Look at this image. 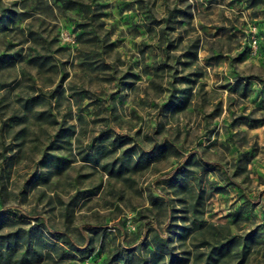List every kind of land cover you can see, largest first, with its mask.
I'll list each match as a JSON object with an SVG mask.
<instances>
[{"label":"rangeland","instance_id":"374dc122","mask_svg":"<svg viewBox=\"0 0 264 264\" xmlns=\"http://www.w3.org/2000/svg\"><path fill=\"white\" fill-rule=\"evenodd\" d=\"M0 246L264 264V0H0Z\"/></svg>","mask_w":264,"mask_h":264},{"label":"trees","instance_id":"16d2710c","mask_svg":"<svg viewBox=\"0 0 264 264\" xmlns=\"http://www.w3.org/2000/svg\"><path fill=\"white\" fill-rule=\"evenodd\" d=\"M182 229H185V227L181 226ZM142 230L145 232H152V235L150 237V243H151V249L153 250V254L156 256H163L165 253H170L171 248L169 246V239L167 236L163 234L164 229L162 227L158 228L154 219H149L148 221L144 222L142 224ZM48 232L52 234H62L64 243L67 244L69 249H79L81 252L84 249L83 246L86 244V241H83L82 243H77L73 241L69 235H67L64 232L54 231L48 228ZM1 246H0V260L4 261V259L8 258L7 255L1 257L3 252H1ZM3 264H10L8 261L3 262ZM205 264H211L210 261H208Z\"/></svg>","mask_w":264,"mask_h":264}]
</instances>
